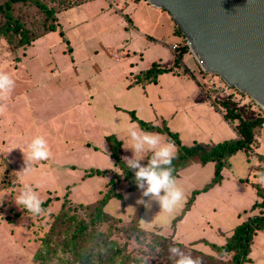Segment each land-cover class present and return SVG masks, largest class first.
Listing matches in <instances>:
<instances>
[{"label": "rangeland", "instance_id": "1", "mask_svg": "<svg viewBox=\"0 0 264 264\" xmlns=\"http://www.w3.org/2000/svg\"><path fill=\"white\" fill-rule=\"evenodd\" d=\"M110 1L114 0L91 1L90 17L100 14L83 24L70 22V17L75 21L82 16L83 7L57 11V29L29 46L12 49L0 39V72L9 74L15 82L11 94L2 101L7 110L0 113V264H38L33 256L64 196L67 205L73 207L88 204L105 192L121 196L111 198L103 207L108 216L119 221H107L99 230L110 233L125 252L143 257L148 263H160L163 257L169 260V253L159 254L162 245L175 246L193 258H201V264H209L210 260L200 254L226 264L230 254L218 253L211 244L223 245L235 226L259 214L260 208H250L261 200L254 187L264 190V122L255 129L250 149L237 151L226 160L219 184L191 199L194 190L209 183L213 163L191 164L179 171L175 179L183 190V200L172 213L160 211L155 201L150 209L142 206L138 226L144 229V235L137 240H126L123 230L136 212L137 201L147 198L138 188L125 192L126 185L118 176L120 171L110 156L112 150L105 136L113 135L120 142L122 160L132 156L131 150L125 149L130 145L125 129L135 124L129 121L126 110L140 121L156 126L162 122L184 146L235 137L231 126L237 121L225 122L212 109L226 98L232 100L244 120L264 119V112L215 76L203 73L189 51L183 53L177 69L172 67L177 50L169 45L181 44L182 38L177 35L168 34L159 41L161 44L139 54L140 44H129L133 35L128 21L107 8ZM133 2L124 3L129 11ZM137 4L139 8L127 16L139 29L148 27L150 34H156L161 31L159 21L165 23L167 18L170 23L167 13H162L164 19L142 7L141 1ZM99 29L102 32L94 34ZM153 63L158 68L170 66L180 76L164 72L155 83L126 87L138 72ZM211 104L215 106L211 108ZM36 136L47 140L51 156L33 162L31 172L23 175L20 171L26 166L27 145ZM160 136L165 141V136ZM91 169L107 173L82 179ZM109 180L113 182L110 185ZM25 185H30L43 202L47 200L42 214L33 215L15 203ZM76 214L84 217L79 209ZM178 216L180 220L172 222ZM153 243L154 250L149 251ZM247 258L249 262L244 264H264V228L252 237ZM49 262L55 264L56 259Z\"/></svg>", "mask_w": 264, "mask_h": 264}, {"label": "trees", "instance_id": "2", "mask_svg": "<svg viewBox=\"0 0 264 264\" xmlns=\"http://www.w3.org/2000/svg\"><path fill=\"white\" fill-rule=\"evenodd\" d=\"M90 1L93 0H0V39L4 40L12 49L29 46L34 40L57 29L56 13ZM174 27L176 26L174 25ZM175 34L182 38L180 45L173 44L177 53L173 57L172 67L177 69L183 53H188L189 50L177 27ZM164 72L180 76L174 74L170 67L166 69L158 68L157 64L154 63L148 69L138 72V76H135V79L127 87L135 84L146 85L155 83L157 75ZM215 77L222 83L220 78ZM232 89L237 94L246 96L244 93H240L234 88ZM246 97L250 102L255 104L248 96ZM230 100L226 98L218 102V108L213 107L215 106L214 104L210 106L211 108L213 107L212 109L225 122L237 121L236 124L231 126L235 137L216 143L192 142L188 146L182 145L177 134L168 130L162 122L161 126H156V124L140 121L134 116L132 111H126L129 115V121L134 122L139 129L164 135L165 141L174 144L175 159L172 161V167L174 168L173 175L175 178L178 177L179 171L191 164L203 166L206 163H213V173L209 183L199 190H194L191 199L195 194L204 192L220 183V171L225 166L226 160L237 151L249 150L254 142L253 135L255 129L260 127L264 122L263 118L242 119L236 105L231 103ZM257 107L264 112L259 106ZM105 140L110 144L112 150L110 156L114 159V165L120 171L118 176L126 185L125 192L135 191L138 187L134 183V172L127 169L120 158V142L113 135L105 136ZM148 159L149 156H146L144 165L147 164ZM106 173L105 170L91 169L84 173L82 179L93 175L105 176ZM119 177H116L115 180L118 181ZM112 183V180L108 181V185ZM254 189L256 197L261 200L254 202L250 209L255 207L260 208L259 214L247 217L235 226L232 234L223 245L215 246L211 244V247L216 249L218 253L230 254V258L226 264L248 263L249 259L247 256L249 254L251 239L256 232L264 228V190L256 186ZM111 198L120 199L121 196L105 192L101 197L88 204H78L71 207V205H67L66 196H64L59 212L53 216L52 224L41 238L39 248L34 254L33 260L38 264H50L51 258L56 259L55 264H145L146 260L143 257L125 252L123 246H120L115 239L110 237V233H104L102 230H99V226L107 221L115 223L119 221H115L103 211V207ZM191 199L187 200V205L184 207L185 211L189 208ZM43 203L42 206L44 207L47 200ZM142 206V204L136 206L134 216L129 218L128 224L123 230V236L126 240L131 239V237H133V240H137L144 235V229L138 226ZM77 209L82 212L84 217L76 214ZM71 211L72 213H70ZM176 220H180V216L174 218L172 222ZM110 228L111 226L108 224V229ZM130 231H132L133 235H131ZM156 237L160 236L156 235ZM154 246V243L149 245L148 250L153 251ZM162 246L164 247L163 251L159 254L165 255L169 253L168 249L170 246ZM200 255L202 258L210 260L209 264H223L222 262H218L219 260L215 257ZM200 260L202 259L200 258ZM148 264H172V261L163 257L160 263L150 261Z\"/></svg>", "mask_w": 264, "mask_h": 264}, {"label": "water", "instance_id": "3", "mask_svg": "<svg viewBox=\"0 0 264 264\" xmlns=\"http://www.w3.org/2000/svg\"><path fill=\"white\" fill-rule=\"evenodd\" d=\"M166 12L203 73L264 110V0H143Z\"/></svg>", "mask_w": 264, "mask_h": 264}, {"label": "clouds", "instance_id": "4", "mask_svg": "<svg viewBox=\"0 0 264 264\" xmlns=\"http://www.w3.org/2000/svg\"><path fill=\"white\" fill-rule=\"evenodd\" d=\"M14 80L5 72H0V113L7 110L5 101L14 88ZM130 145L126 150H131V157H122L127 169L134 172V183L141 190L142 197L137 201L146 209H150L152 202L158 203L160 211L172 213L183 200V190L177 185L173 175L172 161L175 159V146L171 142H165L160 134L139 129L131 124L125 129ZM27 158L25 167L20 171L28 175L33 162L48 160L51 156L47 140L43 136H36L27 145ZM151 154L146 165L141 161ZM15 203L22 209L33 215H40L44 209L43 201L37 192L25 185L15 199ZM22 206V207H21ZM169 259L172 264H201L198 258L185 254L179 247H169ZM148 264V261H145Z\"/></svg>", "mask_w": 264, "mask_h": 264}, {"label": "crops", "instance_id": "5", "mask_svg": "<svg viewBox=\"0 0 264 264\" xmlns=\"http://www.w3.org/2000/svg\"><path fill=\"white\" fill-rule=\"evenodd\" d=\"M135 2H133V5L131 6L130 8V11L128 10V7H127V4L124 5L123 9L120 10L119 12H114L112 11L113 13H116V14H119L121 16L124 17V19L126 21H128V26L130 27V29L132 30V34L133 37L130 39V45H139L140 44V51H139V54L141 52H146L150 49H153V47L157 44V43H160L159 41H163L164 38L168 35V34H173V35H176L175 34V31H174V23L170 20V23L167 21V18L165 20V23H162L159 21L158 23V27L161 29V31H158L156 34L155 33H152L150 34V30L148 29V27L145 29V30H142V29H139L137 27V23L135 22V25L132 21H130V19L128 18L127 16V13H131L133 12L135 9H138L139 6L137 4V1H141L143 4L142 7H146V9H148L149 12H152V14H155V15H161L163 18V14L162 13H166V12H163L159 9H156V8H153L151 6H148V4H146L143 0H133ZM91 2V1H90ZM90 2H86L82 5H79V6H76L77 8H82L85 12H83L82 16L81 17H76L77 19L74 21V17H70V22L71 23H74L73 25H77V24H83L85 23L88 19L91 20V19H95L96 16H98L100 14V12L96 13L95 16H92L90 17L91 15V12L88 10L89 9V5H90ZM125 3H126V0H125ZM109 8V4H108V7ZM69 10V9H68ZM66 10V11H68ZM64 11V12H66ZM147 11V10H146ZM110 17V16H108ZM126 17V18H125ZM86 18V19H85ZM165 19V18H164ZM99 32H102V29H99V30H96L94 32V34H99ZM139 42V43H138ZM175 42H172L170 45H169V48L172 44H174ZM161 44V43H160ZM181 63V62H180ZM154 64V63H153ZM182 64V63H181ZM170 67V66H169ZM169 67H165V68H169ZM168 74H170L172 77H174L175 75H172L170 72H168ZM158 77L160 75H157ZM176 77V76H175ZM156 81H158L157 77H156ZM131 83V82H130ZM128 83L127 86L130 84ZM136 85V84H135ZM147 85V84H146ZM126 86V87H127ZM131 87V86H130ZM130 87H127V88H130ZM198 89V87H196V90ZM198 92V91H197ZM199 93V92H198ZM90 96L87 98L88 100ZM82 100L83 97H82ZM128 111V110H126ZM134 123V122H133Z\"/></svg>", "mask_w": 264, "mask_h": 264}, {"label": "built area", "instance_id": "6", "mask_svg": "<svg viewBox=\"0 0 264 264\" xmlns=\"http://www.w3.org/2000/svg\"><path fill=\"white\" fill-rule=\"evenodd\" d=\"M124 1L123 0H114V1H110L108 4H109V7L115 12H118V11H120V10H122L123 9V7H124ZM171 49L172 50H174L175 49V45H172V47H171ZM114 59H116V56H114ZM211 81H210V83H209V85H211ZM211 88H213L212 86H211Z\"/></svg>", "mask_w": 264, "mask_h": 264}]
</instances>
